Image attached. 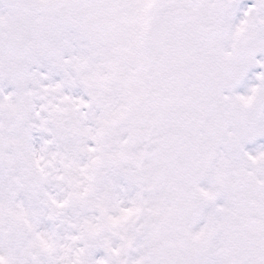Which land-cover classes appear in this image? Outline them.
<instances>
[{"label":"snow or ice","instance_id":"snow-or-ice-1","mask_svg":"<svg viewBox=\"0 0 264 264\" xmlns=\"http://www.w3.org/2000/svg\"><path fill=\"white\" fill-rule=\"evenodd\" d=\"M0 264H264V0H0Z\"/></svg>","mask_w":264,"mask_h":264}]
</instances>
